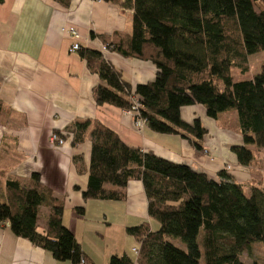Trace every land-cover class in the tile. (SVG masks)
<instances>
[{
    "label": "trees",
    "instance_id": "trees-1",
    "mask_svg": "<svg viewBox=\"0 0 264 264\" xmlns=\"http://www.w3.org/2000/svg\"><path fill=\"white\" fill-rule=\"evenodd\" d=\"M54 1L62 7L69 2ZM103 1L132 11L130 34L99 36L104 48L148 60L157 72L153 81L132 88L101 52L80 47L76 52L101 82L92 88L96 105L128 111L132 98L138 97L139 116L150 130L189 137L196 154L203 153L205 130L198 119L182 121L180 109L200 104L213 119L232 110L244 144L231 149L237 161H251L246 145L264 149V64L251 80L235 82L230 74L231 69L246 72L248 56L264 50V0ZM89 128L88 180L82 198L122 200L127 183L138 180L147 198V215L158 223L155 231L145 223L126 228L138 256L135 261L127 254L112 256L108 264H199L201 257L202 264H257L239 258L255 242L262 243L264 253V191L252 188L245 196L242 186L224 172L214 181L186 165L128 147L97 120H77L66 128L71 147L85 141ZM43 205L49 212L40 233L36 217ZM75 211L82 213V208ZM61 216L62 207L37 173L30 175L28 187L15 179L5 181L0 223L56 261L77 264L83 258L88 264Z\"/></svg>",
    "mask_w": 264,
    "mask_h": 264
},
{
    "label": "crops",
    "instance_id": "crops-1",
    "mask_svg": "<svg viewBox=\"0 0 264 264\" xmlns=\"http://www.w3.org/2000/svg\"><path fill=\"white\" fill-rule=\"evenodd\" d=\"M131 16L130 9L103 0H69L65 7L54 0H0L1 199L7 179L28 187L30 175L37 173L62 207V224L73 234L88 264H108L110 257L122 254L133 259L131 248L136 242L126 228L145 223L155 231L158 223L147 215V198L138 180L127 183L122 200L82 198L88 180L91 128L76 147L64 135L77 120H97L128 147L186 165L211 180L219 181L218 174L224 172L242 186L243 193L250 194L252 188L264 191V149L246 145L252 154L247 165L240 164L231 150L244 146L235 111L221 112L213 119L200 104L180 109L182 121L190 124L198 119L205 130L200 141L203 153L196 154L189 137L156 133L146 125L137 128L131 113L94 103L92 88L101 82L77 52H69L74 39L67 30L74 27L79 46L101 52L134 88L154 80L155 66L103 48L99 37L130 34ZM55 131L65 140L60 146L49 142ZM105 188L112 189L110 185ZM78 207L82 213L75 211ZM48 212L47 206L38 207L37 232L45 230ZM0 264L73 263L56 261L0 223Z\"/></svg>",
    "mask_w": 264,
    "mask_h": 264
},
{
    "label": "rangeland",
    "instance_id": "rangeland-1",
    "mask_svg": "<svg viewBox=\"0 0 264 264\" xmlns=\"http://www.w3.org/2000/svg\"><path fill=\"white\" fill-rule=\"evenodd\" d=\"M255 9L256 6H255ZM264 64V50L248 56V70L244 73L238 71L237 69H231L230 74L233 81H247L251 80L257 73H259L261 66ZM65 141V140H64ZM244 195L248 196L249 193L244 191ZM172 244L176 247L184 248V245L178 239H172ZM252 249L248 252H244L240 256V261L243 263L256 262L257 264H264V253L261 242H255L251 244ZM199 264H202L203 257L199 260Z\"/></svg>",
    "mask_w": 264,
    "mask_h": 264
},
{
    "label": "built area",
    "instance_id": "built-area-1",
    "mask_svg": "<svg viewBox=\"0 0 264 264\" xmlns=\"http://www.w3.org/2000/svg\"><path fill=\"white\" fill-rule=\"evenodd\" d=\"M67 31L74 39V41L69 47V52H76L77 50L80 49L79 43L75 41L78 38L77 31L74 27H69ZM139 106L140 105H139L138 97L134 96L132 98V107L130 110L127 111L128 113H131L132 117L134 118V124L137 128H141L145 125L144 119H142L139 116V112H138ZM49 142L52 146H60L64 143V139H62L61 137H59L57 134L53 132L49 138ZM131 252L133 255V261H135L139 253L138 246L135 245L133 248H131ZM77 264H86V263L83 258H80Z\"/></svg>",
    "mask_w": 264,
    "mask_h": 264
},
{
    "label": "clouds",
    "instance_id": "clouds-1",
    "mask_svg": "<svg viewBox=\"0 0 264 264\" xmlns=\"http://www.w3.org/2000/svg\"><path fill=\"white\" fill-rule=\"evenodd\" d=\"M60 137V136H59Z\"/></svg>",
    "mask_w": 264,
    "mask_h": 264
}]
</instances>
